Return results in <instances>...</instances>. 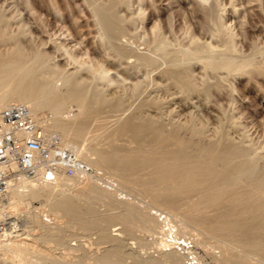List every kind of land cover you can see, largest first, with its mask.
Masks as SVG:
<instances>
[{"label":"bare ground","instance_id":"1","mask_svg":"<svg viewBox=\"0 0 264 264\" xmlns=\"http://www.w3.org/2000/svg\"><path fill=\"white\" fill-rule=\"evenodd\" d=\"M86 1H88V0H86ZM90 1L94 2V0H90ZM90 1H89V3H92ZM103 1H105V0H99V3H97V4L101 5L103 3ZM109 1L106 0V3H108L107 6H109V7H107V6L103 7L105 5H103L102 7L100 5H94L93 12H94L96 19L100 23L99 25H101L99 27L102 28L104 37H106V39L111 38L110 40H112V38H114L115 39L114 41H116L120 45L121 49H118L120 51L115 53V55L113 54L112 56H113V62L117 61L119 63L118 65L119 66L121 65V67H122L123 63L121 62V59L124 55L127 54L128 50H129V45L130 46L132 45V44H130L131 40L134 37L130 36V34H128L129 32L127 33V31H129L128 29H127V31H125L126 29H124L120 26L122 24H121V22L119 23L118 21H125V18L118 20V18L115 15L116 13H114L112 11V7H114L115 4L117 5V2H119V1L124 2V3H128L129 1L132 2V1L131 0H128V1L127 0H119V1L117 0V2L112 1L113 3L111 2V0H109ZM135 1L136 0H134L133 2H135ZM203 1H206V0H203ZM95 2H98V1H95ZM109 3H110V5L113 4L112 7L109 5ZM191 3H192V1H191ZM199 4L201 5L202 3H199ZM200 5H198L197 7H199ZM131 6H132V4H131ZM203 7H204V5L202 6V9H203ZM216 8H218V7H216ZM90 9H91V7H90ZM204 9H205V7H204ZM116 10H117V8H116ZM137 10H139V9H137ZM214 10H211V11L213 12ZM139 11H141V10H139ZM206 11H209V9H207ZM206 11H204L205 14H207ZM201 12H203V11H201ZM215 12H216V10H215ZM215 15L213 13V16H215ZM92 16H93V13H92ZM140 17H142V15ZM222 17H221V20H222ZM212 18L216 19L215 17H212ZM214 19H213V22L215 21ZM0 20H2V19H0ZM94 21H95V19H94ZM2 22L0 21V23H2ZM130 22L132 23V21H130ZM222 22H219V24L222 25L221 29L225 27V26L223 27V24H221ZM95 23H96V21H95ZM225 23H227V22H225ZM123 25H124L123 27H125L124 22H123ZM205 26H206V24H205ZM3 27H4V25H3ZM99 27H96V28L98 29ZM153 27H152V29L151 28L150 29L153 32H155L157 30L158 26H156V24H155V26H153ZM59 28L62 29V27H59ZM2 29H4V28H2ZM204 29H203V31H204ZM224 29H222V30H224ZM102 30L100 31V29H99L100 32H102ZM134 30H136V29L134 28ZM239 30L242 31V29H240V28H239ZM1 31H3V30H1ZM210 31H212V33H213L215 31V29L213 31V28H211ZM219 31L221 34V30H219ZM10 32L14 33L13 31H10ZM131 32H132V30L130 31V33ZM215 32L217 33V30ZM0 33H2V32H0ZM65 33L66 32H64V34ZM133 33L134 32H132L131 35H133ZM136 33L137 32L135 31V34ZM159 33H160V30H159ZM212 33H210V34H212ZM260 33H262V31ZM4 34H0V48L2 47V45H3L2 43L5 40L10 39V37H12L11 35L6 36L8 34V32H7V34H5V35ZM15 34H17V33H15ZM225 34H226V32H225ZM222 35L224 36V34H222ZM101 36H102V34H101ZM243 36H245V38H246V35H243ZM162 37H163V35H162ZM162 37L160 38L159 35H155L154 36V42L151 43V44H154L155 49L159 50V52L162 50L164 52V49H165V42H163L164 39ZM135 38L136 39L138 38L137 34H136ZM233 39L234 38H232V37H229V39H225V37H224V39H221V43L216 41L217 45L205 43L202 47L196 45V47L187 48L186 46H188V44L186 46L183 45L187 48V49H184V52L188 55H192V56L196 57L197 59H199L201 61V66L203 68H208L209 70H211L213 72H218V74L221 72L220 70L227 72L225 74H227L228 79L230 78L229 75L231 73L240 74V73H248L251 71L255 72V70H264V61L255 62V61H253L252 58H250L252 56H249V58H245L243 56L244 57L243 60L235 61L236 58L240 57V56H237L238 55L237 54L236 55L237 57L235 59L233 58L234 54L236 53L235 49H234ZM14 40H16V39H14ZM150 40L152 41V39H150ZM165 41L168 44L167 40H165ZM255 41L258 42L257 39ZM9 42H11V41L9 40ZM13 42L14 41H12V43ZM53 42H55V41H53ZM192 42L194 43V41H192ZM202 42H203V40H202ZM18 43L16 42V43H14V45L9 43L10 45H12V47L9 46L11 48L8 50H6L7 48H5L4 45H3V47L5 50L3 49V51H2L0 49V107L6 106L9 104H13V103H21V104L27 105L30 108V110L32 111L34 117L42 124V128L46 132L53 133L52 131H56V134L60 137V139L64 142V144L69 146V147L75 148L78 156L87 165L92 166V167H96L97 165H100V166H102V168H104L105 173L109 174V172H110V174H112V175L114 174V177L116 175V178H114L113 180H115V182L118 181L116 184L117 185H118V183L121 184V185H119V187H123V189H125L126 187L132 188V186H134V185H135L134 187H136V185L137 186L139 185L138 186L139 191H138V187H136L135 190L133 189L130 191V194L132 191L134 192L136 190L138 191V193H140L141 192L140 188H141V190H142V193H140L141 196L143 195V193H146L147 194L146 196H149L148 198H150L152 200V203H153L152 206L151 207L148 206L151 208V211L154 210L155 208H157V209L162 210L161 212H165L168 215L169 221L174 222V223L171 222L170 224H172V227H174V226L176 227L175 230H173V231H175L177 233V234L176 233L175 234L179 235L180 238L183 237L182 235L180 236V231H184L185 229H187L186 224L190 223L192 225L194 224V225L202 228V230L204 232H206L207 234H210V235H213V236H216V237L222 239V242H224V246L222 243L223 252L220 253V255L223 253L222 258H220L219 255H217L218 259L217 258L215 259V257L214 258L212 257L214 260H216L217 264H246V260L244 258L239 259V261H237L236 263H234L233 261L231 262V258L234 259V257L232 256L233 252L230 251L231 250L230 248L232 246H236V247L239 246L244 250L243 252H247L249 254L252 253L254 255L259 254V256L262 255L264 257V180H263L264 175H263V177L260 176L262 174V172H264V169L262 172H260L259 175H257V173H256V175L252 174V170H254V171L256 170V169H253L254 165H252V163H254L253 160L256 161V159L252 160V158H251V160H252L251 164L249 163L250 160L247 159L249 161V162H247V161H245V159H243V157L241 159V156L245 152L241 151V149L237 145H235V143L229 142V141L227 142V137H226V139H223L226 141L221 140L222 136L220 137V139L215 138L216 136L214 137V135L219 133L218 131H216L217 133L214 131L215 134H213V137L216 140L213 139V141H211V139L213 138L212 136H211L212 138L210 140H208L210 136L208 137L207 135L203 138L201 137L202 139L200 138L199 140H196L195 138L197 135H199L201 133L200 135L202 136L203 131H204V133H207V132L205 130L190 127L189 132L186 133L187 135L182 134L183 130H184L183 128H186L187 126L184 127L183 123L181 125V122L179 124H176V125L183 126V128H179L180 130L183 129L182 133H180V131L178 129H170V130L166 129L165 130L164 127L168 126V125L165 126L166 120H165L164 125H162L161 123H160L161 125L157 123V121L159 122V120L161 119L160 117H158V119L155 121V123H154L153 119H152L153 122L149 121V120H145L146 118H143L144 116H142V115H144L146 113L142 114L143 113L142 111H141L142 113H139L141 109L139 110V112L137 111V113L141 114V118H142L141 120H137L138 119L137 117H139V116L134 111L136 114L134 113L133 116L127 115L129 117L115 118V120H113L112 123L110 121V123L112 125L106 126V124L109 122L108 120L106 121L107 115L103 114L104 110L102 111L97 107L102 102L104 103V101H106V100H108V102H109V99L112 101V98L111 97L108 98V96H107L108 99H105L106 95L104 96V94H102V95L104 96L105 100L102 98L103 97L101 95L102 89L99 91H97L98 89H96V88H98V86L100 84L98 86H97V84H95L97 86V87H95V89H96L95 90L94 87H92V85L84 84L85 80L83 81L81 79L82 75L78 74V72L80 70L76 71V73L78 75H81V76H79L80 79L77 78L78 77L77 74H75V76H73L74 73L68 74V72H67V74H66L65 73L66 71L64 70L65 71L64 72L62 70V69H64L63 67H62V69L61 68L58 69V68H56V67H59L58 65L56 67L54 66L55 64L53 61H51V58L49 55H48L49 57H45V55L47 56V54H45L46 52L44 53V50L40 49L41 50L40 51L36 47L37 49L34 48V49H36V51L33 49L32 51H34V53L30 52L31 53V56H30L29 52H27V51H31V49L24 50L23 49L24 47L21 44V42H20V44L22 47ZM108 43H109V41H108ZM127 43H129V44H127ZM188 43H190V42L188 41ZM251 43H253V42H251ZM23 44H25V43H23ZM191 44L192 43H190V45ZM249 44H248V47H249V50H251L252 48ZM6 45L8 46V44H6ZM104 45H106V44H104ZM137 45H139V44H137ZM181 45H182V42H181ZM261 45L260 46L254 45V49H253L254 52L255 51H264V41H263V44H261ZM132 46H131V48H133ZM58 47H57V49H60ZM149 47H148V49H149ZM114 48L117 49V47H115V44H114ZM236 50H237V48H236ZM136 51H138V49ZM67 52H68L69 58L71 60L77 58V56L75 57V55L72 51H71V53H69V51H67ZM109 52H110V50H108L107 53H109ZM238 52H240V51H238ZM72 53L74 56L72 55ZM240 53H242V51ZM110 54L111 53H109L107 55L109 56ZM129 55H130V53H129ZM129 55H128V58L130 57ZM108 56L106 58L109 60ZM112 56H109V57H112ZM169 56H170V54H169ZM124 57L126 58V56H124ZM134 57L136 58V60H134L135 64L137 62V63H140L141 65H145V66L151 65L155 61L154 56L151 55L149 52L148 53H145V52L138 53L137 52ZM167 57H168V55H167ZM255 57L257 58V56H255ZM44 58L45 59L49 58L50 60L49 59L48 60L53 62L54 65L51 64L52 67H50L49 62H48L49 67L42 70V68L40 66L42 64H40V63H43ZM128 58H127V60H129ZM196 58L194 60H196ZM256 58H254V59H256ZM77 59L79 60V58H77ZM168 59H167V61H168ZM170 59H172V58H170ZM170 59H169V61H170ZM76 60L75 61L73 60V61L76 62ZM124 60L126 61V59H124ZM199 60H197L198 63H199ZM162 61H163V59H162ZM167 61H165V62H167ZM179 62H181V61H179ZM78 63H79V61H78ZM125 64L128 65L127 63H125ZM132 64L133 63L131 60V64L129 63L130 66L128 65V68L133 67L134 64L133 65ZM99 65H103V64H98L97 68L95 65H93V66H95V70L93 72H97L98 77L100 78L102 75L101 78H103V75H105L107 73V70H110V69H107L106 68L107 66L103 67V66H99ZM93 66H91V68ZM153 66H151V67H153ZM187 66H188V64H187ZM74 67H76V66H74ZM85 67H88V65ZM142 67H140V68L137 67V68L140 71V69ZM91 68L89 67V70H91ZM123 68H125V67H123ZM134 68H133V70L132 69L131 70L135 71ZM167 68H164V66H163V69H165L164 73L166 72L165 75L168 74L167 75L168 78L173 80V82L177 85L176 89H178V87H179L178 90H181L184 92L190 91V90H191V92L194 91L195 85L193 84L192 79H191V75H192L190 72L191 70L188 71V70H186V68L185 69H176L173 67H170L168 69ZM74 69L76 70V68H74ZM74 69H72V70H74ZM77 69H80V68L77 67ZM86 69L88 70V68H86ZM117 69H118V67H117ZM163 69L161 70L162 72H160V73H163ZM129 70H128V73L131 71V70L130 71ZM115 71H116V69H115ZM123 71H124V69H123ZM91 72H92V70H91ZM93 72H92L93 75L97 74V73H93ZM156 72H157V70H156ZM193 72H195V71L193 70ZM253 72H252V74H253ZM134 73L135 72H133V75H134ZM149 73L150 72L146 73V75ZM158 73H159V71H158ZM164 73H163V75H164ZM129 74H127V75H129ZM199 74L202 75L201 73H199ZM199 74H198V76H199ZM258 75H259V71H258ZM129 76H132V75H129ZM193 76H195L194 73H193ZM221 76H222V72H221ZM225 76L222 77V81H224L223 79H225ZM254 76H257V75H254ZM85 77H88V75H86ZM90 77H92V76H90ZM94 77H96V76H94ZM124 77L126 78V76H124ZM150 77H151V75H150ZM195 77H197V76H195ZM104 78H105V76H104ZM106 78H108V77H106ZM227 78H226L227 83H229L230 79L228 80ZM111 80L113 81V79H111ZM226 80L224 81L225 86L227 85ZM90 81L92 82V81H94V79L90 80ZM90 81H89V83H90ZM132 81H134V80H132ZM159 81H157V82H159ZM166 81H168V80H166ZM166 81H165V83H166ZM118 82H120L119 84L121 85L122 81H118ZM233 82H234V80H233ZM94 83H96V82H94ZM94 83H91V84H94ZM123 84L124 83H122V85ZM212 84L213 83H211V85ZM86 85H88V87L90 86L89 90H88V87ZM95 85H93V86H95ZM122 85H121V87H122ZM232 85H233V83H232ZM101 86H103V85H101ZM171 86H172V83H171ZM131 87H132V85H131ZM131 87H130V89H131ZM134 87H136V86H134ZM134 87H132V88L135 90V93H132V94H136V91L139 89V88L137 89ZM137 87H139V86H137ZM211 87L213 88V90L214 89L216 90V88H214L213 85ZM90 88H92V90H94V91H92ZM202 88H203V86H202ZM217 88L219 89L220 86ZM170 89H172V88H170ZM229 89H230V87H229ZM195 90H197V89L195 88ZM206 90H207V88H206ZM138 92H139V90H138ZM174 93H176V92L174 91ZM174 93H172V95ZM186 93H188V92H186ZM202 93L204 94V96L206 95L204 92H202ZM177 94H178V91H177ZM220 94H218V95H220ZM214 96H216V95L214 94ZM116 97L117 96H115L114 100L119 101L120 98L118 99ZM208 97H206V98H208ZM211 98H213V97H211ZM234 99L235 98H233L232 102H234ZM154 100H155V98H154ZM203 100H204V98H203ZM215 100H217V99H215ZM144 101H147V100H144ZM212 101L214 102V100H212ZM108 102L106 101V103H108ZM141 102H143V101H141ZM153 102L154 103H151V104H155V101H153ZM226 102H228V101H225V103ZM69 103L71 105H72V103H74V105L77 106L76 112L72 113V116H71V114L69 116L68 110L65 109V107ZM118 103H120V102H118ZM157 103H159V102H157ZM215 103H216V101H215ZM101 105L103 106L104 104H101ZM109 105H107V107L105 105V107H102V108H105L107 110ZM160 105H163V104H160ZM76 106H75V108H76ZM117 107H119V106H117ZM137 107L140 108V105ZM152 107H154V106H152ZM157 107L159 108V106H157ZM172 107H174V106L172 105ZM112 108H113V104H112ZM71 109H69V110L71 111ZM114 109H116V106H114ZM110 111H111V109H110ZM110 111L108 112L109 115H110ZM169 111L170 110H168L167 112L170 113ZM47 112L52 113V115L50 113V115L52 116V117L50 116L51 117L50 119L48 116H47L48 119H47V117H45ZM216 112H218V111H216ZM123 113H125V112H123ZM241 113L242 112H240L239 114H241ZM226 114H227V112H226ZM115 115L117 116V115H119V113L117 112V114H115ZM135 115L137 117H135ZM148 115L150 116V114H148ZM228 115L229 114H227V116ZM150 118H151V116H150ZM147 119H148V117H147ZM201 120H203V119L200 118V121ZM160 122H163V121H160ZM92 123L95 124V129L93 132L94 136L97 135V137L101 138V136H98V135H101V133H104L105 134L104 135L105 140L103 142H100V143L98 142V144L96 143V145H94V147L92 146L93 148H91V146H90L91 149L88 147V149L91 151V153L88 154V151H86V149H84V147L82 146V141L86 137V135H85L86 132H89V131L91 132V130H88V128H90V125ZM243 123H246V122H243ZM166 124H169V123H166ZM103 125H105L106 127H104ZM170 125L171 124H169V126ZM190 125H192V124H190ZM91 126L93 127V125H91ZM170 127H172V126H170ZM228 128H230V127H228ZM212 130H214V129H212ZM237 130H238V128H237ZM93 134H91L92 137H93ZM200 135H199V137H200ZM87 136H88V134H87ZM194 136H195V138L193 139ZM219 136H220V133H219ZM224 136H225V134H224ZM206 137H208V138H206ZM247 137H248V135H247ZM204 138H206V139H204ZM242 138H245V137L242 136ZM238 140L239 139H237L235 141H238ZM90 141H92V140H90ZM232 141H234V140L232 139ZM254 141H255V139H254ZM93 142H95V141H93ZM92 144H94V143H92ZM250 144H253V143H250ZM259 146H261V144ZM245 150L247 152V149H245ZM91 154H93V155L91 156ZM256 154H258V153H256ZM262 154L261 155L259 154V156L263 157ZM256 157H257V155H256ZM263 159H264V157H263ZM262 161L264 162V160H262ZM260 165H261V163H260ZM263 165H264V163H263ZM254 168H256V167H254ZM261 170L262 169H260L259 171H261ZM112 175H110V176H112ZM93 176L94 175L91 173L83 175V176L78 175L75 177H68V176L61 175L55 183H44V182L32 181L25 188L16 189V190L12 191L11 196H10L9 211L14 213L19 218H21V220L23 222L22 224H23L24 230L20 234L6 236L5 238H3L0 241V264H92V262L94 261L93 257H95L94 256L95 252H92V254H91V252L89 253V252H86L85 250L84 251L80 250L81 248H79L78 250L82 251V252H79L78 250L75 252V250H76L75 246H73L74 248H69V249L65 248L64 250L62 249V251L61 252L58 251V253L55 252V250L49 249L50 248V246H49L50 244L48 243L49 240H51V241L55 240L54 242H56V244H59L60 236L62 235L61 237L64 238L63 237V232L65 231L64 228L62 229V234L59 235V232L61 233V228H62L60 226V222L64 221V223H65V221H67V219H70L72 221L74 220L77 223L78 227L82 229V230L80 229V231H83V230L85 231V229L87 230L89 228H92V227L95 228L96 227L98 230L97 235L99 232L101 242H102V240H104L105 243H108V246H109L110 241L111 242L114 241V243L112 242L113 244L110 245L112 247L105 249V246H104L103 250L104 249L105 250L103 251L102 254H100V255L98 254L97 257H95L96 258L95 261H97V262L98 261H102V262L106 261V263H108V261L111 260L113 257H115V259H116V264H122V259H124L123 262L126 261L127 258L125 260V258L121 257V254L125 253L124 250H123V253H121L122 242H121V244L117 243L118 241H120V240H118L119 236L115 239V237L112 236L113 233L110 235V233H108L110 231L107 232L108 225L111 224V222H113V221H118L122 224V226L124 227L126 232H128V234H129V232L132 233L131 231H133V230H131V229H134V227H135L134 225L138 224L136 222H139L140 224L143 223L144 224L143 226L147 227L148 230L149 229H150V231L152 230L151 233L156 232L154 230H156L158 228V226L155 225L153 220L152 221L150 220V218L152 217V216H150L152 214V212H150V209H148L150 215L149 214L144 215L145 211L142 212L141 209H139L140 210L139 211L138 208L135 207L136 204L134 202L130 201L131 199L128 200L127 198H125V199H127V201H124V200L118 201L116 199L117 197H115L116 194H115V196L113 194V198H112L111 194H110V193H112L111 192L112 190H105L104 188L101 189L102 187H100V186L98 188V186H96L98 184L95 182V179ZM66 186L69 187V189H67L68 191H66ZM70 189H73V190L69 191ZM127 190H129V189H127ZM108 191H110V192H108ZM127 192H129V191H127ZM134 193H136V192H134ZM133 195L136 196V194H133ZM143 196H145V195H143ZM115 199H116V201H115ZM150 199H148V201H150ZM96 201H103V202H106L110 205L111 204L119 205L120 207H122V209H120L121 211L119 210V212L116 211L117 213L111 212V214H109L110 213L109 212L107 215H105V214L103 216L98 215L99 212L97 211L98 212V214H97L96 213L97 208L95 209ZM132 203H134V204L132 205ZM149 203H151V202H149ZM42 205L43 206L45 205L47 208L45 207L46 209H44V207ZM40 206L43 207L42 209H40V211L44 210L47 212V213H45L46 216L45 217L43 216L44 219L49 214L48 217L51 216L52 219L51 218H49V219H51L52 221L50 220V222H49V220H48V222H47L46 219L44 220L43 218H41V214L38 213L39 208H41ZM152 207H153V209H152ZM35 208H37V211H34ZM157 209H156V211H157ZM140 212H142L143 214ZM149 216H150V218H148ZM48 217H47V219H48ZM65 218H67V219H65ZM155 218L157 219V216H155ZM70 220H68L67 223H69V222L71 223ZM33 221L38 222V223L35 222L36 229L39 230L38 235L36 233L37 230H35L34 229L35 227H33L34 226ZM141 221H142V223H141ZM157 221L159 222V219ZM31 222H32L33 226L30 225ZM161 223H162V221L159 222V224H161ZM27 224H29V225H27ZM37 225H38V228H37ZM68 225L70 226L71 224H68ZM68 225H67V227H68ZM72 225H73V223H72ZM89 230H91V229H89ZM159 230L160 231L164 230L161 227V225L159 226ZM122 232H124V231H122ZM190 232H191V234H193V237L195 239L193 242L195 243L196 247L198 246V248L199 247L203 248L202 252L203 251H205V253L207 252L206 255L207 254H209V255L213 254V252L211 251L212 246L210 247L211 249L208 253L207 250H209V249H207L208 247H206V245L210 244V243H208L205 240L204 236H202V234L200 232H194L192 230H190ZM186 233H188V232H186ZM183 235L187 236L186 234H183ZM62 240H60V241H62ZM97 240H98V238H97ZM116 240H118V241L115 242ZM41 241H42V243L47 241V243H48V244H46L47 246H44L45 243L40 244ZM106 241H109V242H106ZM155 242L154 243L157 245V247L159 249L163 250L164 259L161 258L162 257L161 255H159V256H161L160 260L158 259L159 256L157 258L158 260L155 258H152L153 257L152 256L151 258H148L149 262L147 260V262H137L134 264H164L162 262V260L169 261L171 264H182V260H181L182 257L179 256L180 255L179 253H178L179 255L175 253L174 249H172L173 247L170 249L169 252H165L166 245L170 246L171 244L164 243L162 238H160L159 240H156ZM60 244L62 245L61 242H60ZM86 247H88V245ZM86 247H85V249H86ZM106 247H107V245H106ZM123 247H124V245H123ZM82 248H83V246H82ZM90 249H92V248H90ZM100 250H102V249H99V251ZM161 250H159V252ZM171 250H173V251H171ZM235 250H237V249H235ZM239 253L241 254V252H239ZM128 254H129V252H128ZM240 254H238L237 256H239ZM245 254H244V256H245ZM92 255H93V257H92ZM197 255H199L198 264H203L204 263L203 259H202L203 255L202 254H197ZM237 256H235V259H237L236 258ZM129 257H130V255H129ZM212 258H211V260H212ZM150 259H152V260L155 259V261L154 260L152 261ZM235 259H234V261H236ZM130 260L131 261L129 263L131 264L132 259L130 258ZM134 260H136V259H134ZM95 261H94V263H97ZM145 261H146V259H145ZM126 262H124V264H128V262L127 263ZM248 263H250V262H248Z\"/></svg>","mask_w":264,"mask_h":264},{"label":"rangeland","instance_id":"2","mask_svg":"<svg viewBox=\"0 0 264 264\" xmlns=\"http://www.w3.org/2000/svg\"><path fill=\"white\" fill-rule=\"evenodd\" d=\"M84 1L83 0H0V19H2L0 21L1 22L3 21L2 23H0L1 24L0 25L1 26L0 32H2L0 34H4L5 32H6L5 34H7V32H8V34L6 36H10V35L12 36V37H10V39L5 40L2 44L5 46V48H7L6 50H8L12 47V45H10V44L14 45V43L19 42L18 44L20 46L22 44L24 47L23 48L24 50L31 49V51H27V52H29L30 56H31L32 52L34 53V51H32L34 48L37 47L38 50L42 49V50H44V53L46 52L45 54H47V56L45 55V57L50 56L51 61H53L55 64L54 65L53 62L49 61L50 60L49 58H48L49 60L47 58H46L47 60L44 58L43 59L44 61L42 60L43 63H40V64H42V65H40L42 70L49 67V65H50V67H52L51 64L54 65L55 67L58 65L59 67H56L58 69H60V68L62 69V67H63L64 69H62V70L63 71L65 70L66 72L65 71L64 72L66 74H67V72H68V74L74 73L73 76H75V74H77L76 73L77 70L78 71L80 70L79 71L80 73L78 72V74L82 75L81 79L83 81L85 80L84 84L92 85V87H94V89H95V87H97L100 84L98 86V88H96V89H98L97 91L102 89L101 95L102 94H104V96L106 95L105 99H108L111 97L112 101H113L112 102L109 99V102H108V100H106L108 102V103H106V101H104L105 100L104 96L102 95L103 96L102 98L104 99L103 100L104 103L102 102L101 104H104V105L102 106L100 104L97 107L102 111L104 110L103 114L107 115L106 121L108 120L109 122L106 124V126L112 125L111 123L113 122V120H115V118L129 117L127 115L133 116L135 112L137 113V111L139 112V110L141 109L139 113H142V112H143L142 114L146 113V114L142 115V116H144L143 118H146L145 120L152 121V119H153V121L155 123V121L158 119V117H160L162 120L159 118L160 119L159 122L157 121L158 124L161 123L162 125H164L165 120H166V123L171 124L170 126H172V127H170L169 124L165 123V126L168 125L166 127L163 126L165 128V130L166 129L167 130L178 129L180 131V133H182V130L184 129L182 134H186L189 132V128L193 127L196 129L205 130L207 132V133H204V131H203L202 136L200 135L201 134L200 133L199 134L200 137H199V135H197L196 138L194 136L193 139L195 138L196 140H199L201 137L203 138L206 135L208 137L210 136L208 139V140H210L213 137V134H215V132L218 131L220 133V136H219V133L216 132L217 134L214 135V137L216 136L215 138L220 139V137L222 136L221 140H223V139H226V137H227V142L229 141V142L235 143V145H237L241 149V151L245 152L241 156V159L243 157V159H245V161H247V162H249L248 160H250V162H249L250 164H251V161L253 159H256V161L253 160L254 163H252V165H254V167H256V168H254L252 166L253 169H256L255 171L252 170V174L256 175V173H257V175H259L260 172L263 171V169H264L263 163L264 162L262 160H264L263 159V157H264V153H263L264 152V148H263L264 147V140H263L264 139V70H255V72L251 71L248 73H240V74L231 73L230 75L228 74L230 77L229 78L230 80H229L227 78V74H225L227 72L220 70L222 72V76H221L220 71H219L220 73L218 74V72H213V71L209 70L208 68H203L201 66V61L192 55L186 54L184 52V49H187L189 47H196V45L202 47L205 43L217 45V42L221 43V39H224V37H225V39H229V37H232V38H234L233 42H234V49L236 52L234 54L233 58L235 59L237 56H240V57H237L238 59L236 58L235 61L243 60L244 57L249 58V56H252L250 58H252L253 61H255V62L264 61V54H263L264 51H255L254 52V50H253L254 45L260 46L261 44H263V41H264V34H263L264 33V0H217V1L216 0H206V1H203V0L202 1L201 0H136L135 2H133L134 0H131L132 2L129 1L130 2V3L128 2L129 4L121 2L119 0H118L119 2H117V0H111V2L112 1L117 2V5L114 3L115 4L114 7H112L113 4L110 5V3H109V5L112 7V11L114 13H116L115 15L118 18V20H121L124 18H125V21L127 20L126 22L125 21H118L119 23L121 22V24H122V25H120V24L119 25L122 28L126 29L125 31H127V29H128L129 31H127V33L129 32L128 34H130V36L134 37V38H132L131 43H130L133 45V46L131 45L133 48H131V46L129 45V50H128L127 54L124 55V56H126V58L123 56L121 59V62L123 63L122 67H121V65L120 66L118 65L119 63L117 61L113 62V56H112L113 54L115 55V53L120 51V50H118V49H121L120 45L116 41H114L115 40L114 38H112V40H110L111 38L106 39V37H104L103 30L101 27H99L101 25H99L100 23L98 22V20L96 19L95 15H94V12H93L94 5H100V4H97V3H99V0H94V2H92L90 0H88V1L84 0ZM89 1L92 3H89ZM95 1H98V2H95ZM107 1H109V0H107ZM191 1L193 4L191 3ZM199 3H202V4L200 5ZM131 4H132V6H131ZM103 5H105V6H103ZM107 5H108V3H106V0H105V1H103V3L100 6L106 7ZM198 5H200V6L197 7ZM203 5H204L205 9L206 10L209 9L210 12L206 11L204 9V7H203L204 10H203L202 9ZM89 6L91 7V9ZM107 7H109V6H107ZM216 7H218V8H216ZM116 8H117V10H116ZM137 9H139L141 11H139ZM214 9L216 10V12ZM211 10H214V11L212 12ZM201 11H203V12H201ZM204 11H206L207 14H205ZM92 13H93V16H92ZM213 13H214V15L215 14L216 15L213 16ZM140 14L142 15V17H140L141 16ZM212 17H215L216 19H214ZM221 17H222V20H221ZM93 18L95 19L96 23H95ZM213 19L215 20L214 22H213ZM130 21H132L133 24ZM123 22L125 24V27H123L124 26ZM219 22H222L221 24H223V27L225 26L224 27L225 29L222 28L224 30L221 29L222 25H220ZM225 22H227V23H225ZM155 24H156V26H158L157 30H156L157 32L156 31L153 32L151 30L152 27L155 26ZM205 24H206V26H205ZM3 25H4V27H3ZM59 27H62V29ZM96 27H99V28L97 29ZM210 27L213 28V31H214V29H215V31L217 30L218 34L215 31L212 33V31H210L211 30ZM2 28H4V29H2ZM134 28L136 30H134ZM239 28L242 29V31L239 30ZM99 29H100V31L102 30V32H100ZM203 29H204V31H203ZM1 30H3L4 32ZM131 30H132V32H134L133 35H131L132 32L130 33ZM159 30H160V33H159ZM219 30H221V34H220ZM10 31H13L14 33L10 32ZM63 31L66 33L64 34ZM135 31L137 32L136 33L138 36L137 39L135 38L136 37ZM224 31L226 32L227 35L225 34ZM261 31H262V33H260ZM15 33H17V34H15ZM210 33H212V34H210ZM101 34H102V36H101ZM222 34H224V36ZM155 35H159L160 38L163 35L162 38L164 40L163 39L162 40H163V42H165L164 52H163V50L159 52V50L155 49L154 44H151L152 42H154V36ZM243 35H246V38ZM215 38L216 39L218 38V39L216 40ZM14 39H16V40H14ZM150 39H152V41ZM256 39L258 40V42L255 41ZM9 40L11 42H9ZM52 40L55 42H53ZM165 40H167L168 44L166 43ZM202 40H203V42H202ZM12 41H14V42L12 43ZM108 41H109V43H108ZM188 41L192 44L190 45V43H188ZM192 41H194V43ZM20 42H21V44H20ZM181 42H182V45H181ZM251 42H253V43H251ZM23 43H25V44H23ZM6 44H8V46ZM104 44H106V45H104ZM114 44H115V47H117V49L114 48ZM127 44H129V43H127ZM137 44H139V45H137ZM187 44H188V46H186ZM248 44L251 46V48H252L251 50H249ZM3 45L0 48L2 51L4 49ZM183 45H185L187 48ZM9 46H11V47H9ZM57 47L60 49H57ZM148 47H149V49H148ZM236 48H237V50H236ZM239 48L240 49L242 48V49L240 50ZM36 49H34V50L36 51ZM107 49L110 50L109 53H111V54L109 56H112V57H109L107 55V54H109V53H107L108 52ZM137 49H138V51H136ZM67 51H69V53H71V51H72L74 53L75 57L77 56V58H79V60L75 57H74L75 59L71 60L69 58ZM238 51H240V52L242 51V53H240ZM137 52L138 53H141V52L148 53L149 52L155 58L154 63L149 65V66L141 65L140 63H137V62L135 64L134 60H136V58L134 56ZM73 53H72V55H73ZM129 53H130V55H129ZM166 54L168 55V57ZM169 54H170V56H169ZM128 55L130 56L129 58H128ZM107 56H108L110 61L106 58ZM255 56H257L258 59ZM169 57L172 59H170ZM127 58L129 60H127ZM168 58L170 59V61ZM195 58H196V60H194ZM254 58H256V59H254ZM124 59H126V61ZM162 59H163V61H162ZM167 59H168V61H167ZM73 60L74 61L76 60V62H74ZM131 60H132V63L134 64V66L131 68H128L129 63L131 64ZM197 60H199V63ZM78 61H79V63H78ZM165 61H167V62H165ZM179 61H181V62H179ZM48 62H49V65H48ZM125 63H127L128 65H126ZM92 64L95 65L96 68L98 67V64H103V65H99V66H103V67L107 66L106 68L110 69V70H107V73L105 75H103V78H101L102 75L100 74L101 77L99 78L98 73L93 72L95 70V66H93ZM187 64H188V66H187ZM87 65H88V67H85ZM74 66H76V67H74ZM91 66H93V67L91 68ZM151 66H153V67H151ZM163 66H164V68L173 67L176 69H185L186 68V70H188V71L191 70L190 71L192 74L191 79H192L193 84L195 85V88L198 91L195 90V88H194V91H192L193 93L191 92V90L186 91L189 93L188 94L184 91L178 90L179 87H178V89H176L177 85L173 82V80L168 78V76H167L168 74L165 75L166 72L164 73L165 69H163ZM77 67L80 69H77ZM89 67L91 68L93 73H97V74L93 75L91 70H89ZM117 67L119 70L117 69ZM123 67H125V68H123ZM137 67L138 68L142 67V68L139 71V69ZM74 68H76V70ZM86 68H88V70ZM114 68L116 69V71ZM133 68L135 71H132ZM72 69H74V70H72ZM123 69H124V71H123ZM129 69L130 70L132 69L131 70L132 72ZM145 69L150 73L146 75V73H148V72ZM162 69H163L164 75H163V73H160V72H162L161 71ZM128 70L131 72V73L129 72L130 74L128 73ZM156 70H157V72H156ZM193 70L196 73L193 72ZM158 71H159V73H158ZM258 71H259V75H258ZM133 72H135L134 73L135 76L133 75ZM252 72H253V74H252ZM193 73L200 80L197 77L193 76ZM199 73H201L203 76L200 75ZM127 74L132 75V76H129ZM198 74H199V76H198ZM81 75H78V77L77 76L76 77L80 79L79 76H81ZM86 75H88V77H85ZM150 75H151V77H150ZM254 75H257V76H254ZM90 76H92V77H90ZM94 76H96V77H94ZM104 76H105V78H104ZM124 76H126V78ZM224 76H225V79H223L224 81L226 80V78L230 81V82L228 81L229 83H227V80H226V84L228 85V86L226 85L227 87L224 85L225 82L222 81V77H224ZM106 77H108V78H106ZM93 79H94V81L91 82L90 80H93ZM111 79H113V81ZM132 80H134V81H132ZM166 80H168V81H166ZM233 80H234V82H233ZM89 81H90V83H89ZM118 81H122L121 85H122V83H124L123 84L124 86L122 85V87H121V85L119 84L120 82H118ZM157 81H159V82H157ZM165 81H166V83H165ZM94 82H96V83H94ZM91 83H94V84H91ZM171 83H172V86H171ZM211 83H213L212 85L214 86V88H216V90L214 89L215 91L211 87L212 86ZM232 83H233V85H232ZM95 84H97V86ZM93 85H95V86H93ZM101 85H103L104 87ZM131 85H132V87L136 86L134 88H137V89L139 88L138 89L139 92L137 90L136 94H132V93H135V90L131 87ZM86 86L88 87V85H86ZM137 86H139V87H137ZM202 86H203V88H202ZM216 86L217 87L220 86V88L218 89ZM89 87H88V90H89ZM130 87H131V89H130ZM229 87H230V89H229ZM170 88H172L173 90ZM206 88H207V90H206ZM90 89L92 90V88H90ZM235 89L236 90L238 89V90L236 91ZM92 91H94V90H92ZM174 91L176 93H174ZM177 91H178V94H177ZM200 92L201 93L204 92L206 95L204 96V94L203 93L201 94ZM172 93H174L175 95L174 94L172 95ZM213 93L216 96H214ZM218 94H220V95H218ZM107 96H108V98H107ZM115 96H117L116 98H118V99L120 98L121 100L120 99H119V101L114 100ZM206 97H208V98H206ZM211 97H213V98H211ZM154 98H155V100H154ZM203 98H204V100H203ZM233 98H235L234 102H232ZM215 99H217V100H215ZM218 99L220 101L222 100L223 102L221 101L222 102L221 103ZM144 100H147V101H144ZM212 100H214V102ZM141 101H143V102H141ZM153 101H155V104H151V103H154ZM156 101L159 103H157ZM215 101H216V103H215ZM225 101H228V102L225 103ZM118 102H120V103H118ZM69 104L65 107V109L68 110V115L70 116V114H71V116H72V113L76 112L77 106L74 105V103H72V105L71 104L69 105ZM112 104H113V108H112ZM138 104L140 105V108L137 107V106H139ZM160 104H163V105H160ZM105 105H106V107H107V105H109L107 110L105 108H102V107H105ZM172 105L174 107H172ZM75 106H76V108H75ZM114 106H116V109H114ZM117 106H119V107H117ZM152 106H154V107H152ZM157 106H159V108ZM109 108L111 109V111ZM69 109H71V111ZM168 110H170L169 111L170 113L167 112ZM109 111H110V115L108 113ZM216 111H218V112H216ZM117 112L119 113V115L116 116L115 114H117ZM123 112H125L126 114ZM226 112H227V114H229L228 115L229 117L227 116ZM240 112H242V113L239 114ZM50 113L51 112H47L45 117L48 116L50 119L52 117L51 116L52 113H51V115H50ZM139 113H137L139 117H137L135 115V117L138 118V119L136 118L137 120L142 119L141 114H139ZM148 114H150L151 118ZM48 117H47V119H48ZM147 117H148V119H147ZM200 118L203 120L200 121ZM110 121H111V123H110ZM160 121H163V122H160ZM180 122H181V125L183 123V126L184 127L187 126V127L183 128V126L176 125V124H179ZM243 122H246V123H243ZM190 124H192V125H190ZM91 125H93V127ZM91 125H90V128H88V130H91L92 133L90 131L86 132V134H85L86 137L82 141V146L84 147V149H86V151H88V154L91 153V151L88 149V147L90 148V146H91V148H93L94 145H96V143L98 144V142L100 143V142H103L105 140L104 139V137H105L104 133H101V135H98V136H101V138L97 137V135L94 136L93 132L95 129V124L92 123ZM203 125L204 126L206 125L205 127L207 129ZM103 126L106 127L105 125H103ZM228 127H230V128H228ZM179 128H183V129L180 130ZM237 128L239 131L237 130ZM212 129H214V130H212ZM52 132L56 133V131H52ZM87 134L90 138L87 136ZM91 134H93V137ZM224 134H225V136H224ZM247 135H248V137H247ZM242 136H244L245 138H242ZM208 137H206V138H208ZM214 137L211 139V141H213V139L216 140ZM206 138H204V139H206ZM236 138L239 140L235 141V140H237ZM232 139L234 141H232ZM254 139H255V141H254ZM90 140H92V141H90ZM93 141H95V142H93ZM223 141H226V140H223ZM92 143H94V144H92ZM250 143H253V144H250ZM260 144H261V146H259ZM245 149H247L248 153L246 152ZM255 152L258 154H256ZM255 154L257 155V157ZM259 154L260 155L262 154L263 157L262 156L260 157ZM92 155L93 154H91V156ZM251 158H252V160H251ZM260 163H261V165H260ZM90 167H92V166H90ZM101 168H102V166H100V165H97L96 167H92V169L95 170V173H93V175H94L93 177L95 179V182L98 184L96 186H98V188H99V186L102 187L101 189L104 188L105 190H112L111 191L112 193H110L111 197L113 198V194H114V196L116 194L115 197H117L116 199L118 201L119 200L127 201V199L128 200L131 199L130 201L134 202L136 204L135 207H137L138 210L141 209L142 212L145 211L144 215L145 214L148 215L149 214L148 209H150V212H152V214L151 215L149 214V215L152 217L150 218V216H149L148 218H150L151 221L153 220L155 225L158 226V228L156 230H154L156 232L151 233L152 230L150 231V229L148 230L147 227L143 226L144 224L142 223V221H141L142 224H140L139 222H136L138 224H135L134 229H131L133 231L130 230L132 233L129 232V234H128V232H126V230L124 229V227L122 226V224L120 222H118V221L111 222V224H109L107 227L108 228L107 232L110 231V232H108V233H110V235L113 233L112 236L115 237V239L119 236L118 240H120V241L116 240L115 242L118 241L117 243H119V244H121V242H122V244L124 245V247H123V245L121 244V249H122L121 253H123V250L125 251V253L121 254V257L125 258V260L127 258L126 261L128 262V264H130L129 263L131 261L130 258L132 259L131 264H134L137 262H147V260L149 262L148 258H151L152 256H153L152 258L157 259L158 256L161 255L162 257L159 256L158 259L159 260L161 258L164 259L163 250H161L157 247V245L155 244L156 243L155 241L159 240L160 238H162V240H163L164 234H165V232H164L165 227H164L163 223L159 224V222H161V221L159 220V222H158L157 221L158 217L156 219L155 214H153V211L154 210L156 211L157 208L154 207L155 209L151 211L150 207L153 204L152 200L150 198H148L149 196H146L147 195L146 193H143V195H145L146 197L143 195L141 196V194H140V193H142L141 188H140L141 192L138 193V191H139L138 186L139 185L138 186L136 185V187H138V191L137 190L134 191L136 193H134L132 191L130 194L131 190H133V189L135 190V188H136V187H134L135 185L132 186V188H130V187L125 188L124 187L125 189H123V187H119V185H121V184H119V183H118V185L116 184L118 181L115 182V180H113L114 178H116V175L114 177V174L113 175L110 174L109 171H108L109 174L105 173L104 168H102V169ZM260 169H262V170L259 171ZM110 175H112L113 177ZM263 175H264V172H262V174L260 176L263 177ZM263 180H264V177H263ZM67 189H69V187L66 186V191H68ZM127 189H129V190H127ZM72 190L73 189H70L69 191H72ZM127 191H129V192H127ZM108 192H110V191H108ZM133 194H136V196ZM125 198H127V199H125ZM116 199H115V201H116ZM148 199H150V201H148ZM149 202H151V203H149ZM134 203H132V205ZM95 204H96L95 209L97 208L96 213L98 214V212H99L98 215H102V216L104 214L107 215L109 212H110L109 214H111V212L117 213V212H119L120 209H122V207H120L119 205H115V204L110 205V204L103 202V201H96ZM148 206H150V207H148ZM43 207H44V209L47 208L45 205ZM43 207H41V208L38 207L39 208L38 213H40L41 218L44 219V217L46 216L45 213H47V212L44 210H43L44 211L43 212L41 210L43 212L42 213L40 211V209H42ZM152 209H153V207H152ZM34 211H37V208H35ZM161 211L162 210L157 209L156 214H163V215H166L168 217V215L165 212H161ZM142 212H140V213H142ZM48 215H47V217H48ZM49 218H51V216H49L48 219ZM51 219H49V222ZM65 219H67V218H65ZM68 220H70V219H67V221ZM46 221L48 222V220H46ZM67 221H65V223H64V221L60 222V226L62 228L60 227L61 233L59 232V235L62 234L63 228L65 230V231L63 230L64 231L63 232L64 238L61 237L62 235L60 236V240H62V239L63 240L62 241L59 240V244L61 242L62 245L56 244V242H54L55 241L54 239H53L54 241L49 240V242H48L50 244L49 249L55 250V252L58 253V251L61 252L62 249L64 250L65 248L66 249L74 248L73 246H75V248H76L75 252L79 248H81L80 250H82V251L85 250L86 252H89V253L91 252V254H92V252H95V254L94 253L93 254L95 257H97V255L102 254L105 249L112 247L110 245L113 244L114 241H112L113 243L111 241H110L111 243L109 241H106V242H109V246H108V243H105L104 240H102V242H101L99 232L97 235L98 230L96 227L95 228H93V227L89 228L91 230L85 229L86 232L84 230L80 231L81 228L78 227L77 223L74 220L73 221L70 220L71 223L70 222L67 223ZM35 222L36 221H33L34 226L32 225V222L30 225L35 227L34 229L37 230L36 233L38 235L39 230L36 229ZM171 222L172 221H170V223ZM36 223H38V222H36ZM72 223L74 226L72 225ZM172 223H174V222H172ZM68 224H71L73 227L71 225H70L71 226L70 227ZM27 225H29V224H27ZM67 225H68V227H67ZM160 225L164 230H162V231L159 230ZM186 225H187V229H185L184 231L179 230L180 236L182 235L183 237H186L189 241H191L195 255H196V257H198L197 260H199V255H197V254H202L203 255L202 259L204 262L203 264H217L216 260H214L213 258L215 257V259L216 258L218 259L217 255H219V257L222 258L223 253L220 255V253L223 252L222 243L224 246V242H222V239H220L216 236L207 234L206 232H204L202 230V228H200L194 224L192 225V224L188 223ZM171 227H172V224H171ZM37 228H38V225H37ZM175 228H176L175 226L172 227L173 230H175ZM190 230H192L194 232H200L202 234V236H204L205 240L208 243H210V244H207L206 247H208L207 249H209V250H207L208 253H209L210 249L212 248L211 251L213 252V254H211L212 252L210 253L212 256L209 254L206 255L207 252L205 253V251L202 252L203 248H200V247L198 248V246L196 247L195 243L193 242L195 239L193 237V234H191ZM122 231H124V232H122ZM186 232H188V233H186ZM183 234H186L187 236H184ZM177 236L179 237V235H177ZM97 238L99 241L97 240ZM44 243H42V241L40 242V244H44V246H47L46 245V244H48L47 241ZM85 245L86 246L88 245V247H86ZM106 245H107V247H106ZM82 246H83V248H82ZM84 246L86 247V249ZM104 246H105V249L103 250ZM89 247L92 249H90ZM213 247L214 248L216 247V248L214 249ZM235 247L236 246H232L230 248L231 249L230 251L233 252L232 256L234 257V259H235V256L240 254L239 252H241L242 255L241 254L240 255L242 257L240 255L237 256L236 257L237 259H235L236 261H234V259L231 258V262L233 261L234 263H236L237 261H239V259L244 258L246 260V264H264V259H263L264 257L262 255L259 256V254H257V255H254L252 253L249 254L247 252H243L244 250L241 247H239V246H237L236 248ZM98 248L102 249V250L99 251ZM171 248L174 249L176 254H178V253L180 254V255L179 254L178 255L182 257L181 258L182 264H187L185 257L179 251V249H178L179 247L177 246V244H175L173 246H166L165 252H169ZM158 249L161 250L160 251L161 253L159 252ZM235 249H237V250H235ZM82 251H79V252H82ZM171 251H173V250H171ZM128 252H129V254H128ZM244 254L247 258L244 256ZM129 255H130V257H129ZM92 257H93V255H92ZM95 257H93L94 261L96 260ZM211 258H212V260H211ZM134 259H136V260H134ZM145 259H146V261H145ZM155 259H153V260L155 261ZM123 260L124 259H122V264H124V262H126V261L123 262ZM150 260H152V259H150ZM94 261L92 262V264H116L115 257H113L111 260H109L108 263H106V261L105 262L95 261L97 263H94ZM162 262L164 264H171L169 261H166V260H162ZM248 262H250V263H248Z\"/></svg>","mask_w":264,"mask_h":264},{"label":"built area","instance_id":"3","mask_svg":"<svg viewBox=\"0 0 264 264\" xmlns=\"http://www.w3.org/2000/svg\"><path fill=\"white\" fill-rule=\"evenodd\" d=\"M89 173L95 170L56 133L46 132L27 105L0 107V241L24 230L22 220L9 211L12 191L23 189L32 181L55 183L61 175ZM153 213L165 227L164 243L177 244L187 264H198L191 241L175 234L166 215Z\"/></svg>","mask_w":264,"mask_h":264}]
</instances>
